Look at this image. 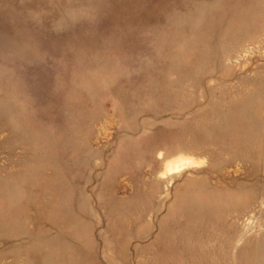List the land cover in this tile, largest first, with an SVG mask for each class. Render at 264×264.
<instances>
[{"label":"rangeland","instance_id":"obj_1","mask_svg":"<svg viewBox=\"0 0 264 264\" xmlns=\"http://www.w3.org/2000/svg\"><path fill=\"white\" fill-rule=\"evenodd\" d=\"M0 264H264V0H0Z\"/></svg>","mask_w":264,"mask_h":264}]
</instances>
